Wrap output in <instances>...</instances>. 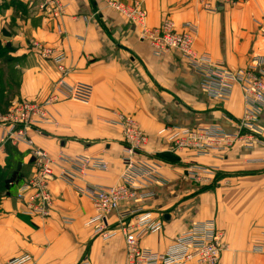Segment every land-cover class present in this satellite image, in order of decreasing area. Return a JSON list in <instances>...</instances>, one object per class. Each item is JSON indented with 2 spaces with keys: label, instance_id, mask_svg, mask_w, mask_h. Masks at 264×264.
<instances>
[{
  "label": "crops",
  "instance_id": "crops-1",
  "mask_svg": "<svg viewBox=\"0 0 264 264\" xmlns=\"http://www.w3.org/2000/svg\"><path fill=\"white\" fill-rule=\"evenodd\" d=\"M118 1L125 5L134 2ZM64 3L69 7L56 17L50 9L42 8V0H0V26L7 30L8 46L16 47L21 77L18 97L39 103L58 99L49 107L56 124L32 130L33 145L55 159L103 152L108 168L92 170L85 180L100 187L121 185L126 145L115 122L120 112L127 113L149 136L144 156L159 160L163 182L141 191L153 192L152 199L123 203L109 222L115 226L120 213L131 209L151 212L163 225L144 235L140 245L164 253L196 223L214 220L228 247L219 264H264V257L253 255L249 244L264 230V145L257 149L238 146L225 155L213 152L196 158L190 153H173L171 145L158 136L163 128L172 126L216 125L237 132L245 112L241 88L236 86L229 100L210 99L203 93L199 76L178 51L153 54L149 43L142 40L143 26L129 23L102 0ZM143 9L144 26L149 29L158 27L166 17L179 27L195 25V50L212 62L237 70L251 66L256 56L264 57V0H236L216 13L203 9L200 0H144ZM30 41L66 54V83L90 85L89 102L63 100L57 84L59 73ZM260 125L264 140V114ZM31 152L28 145H7L2 150L0 166H9L10 173L19 178L13 195L4 198L0 206V264L28 254L34 258L32 264H78L84 260L125 264L124 237L118 234L105 241L94 237L93 228L87 226L95 212L91 200L76 191V185H85L81 180L73 186L57 179L51 183L54 207L49 218L23 215L14 197L33 173ZM195 160L219 167V176L212 183L181 178L188 162ZM66 166L67 162H59L56 174ZM22 218L30 219L31 224Z\"/></svg>",
  "mask_w": 264,
  "mask_h": 264
},
{
  "label": "built area",
  "instance_id": "built-area-1",
  "mask_svg": "<svg viewBox=\"0 0 264 264\" xmlns=\"http://www.w3.org/2000/svg\"><path fill=\"white\" fill-rule=\"evenodd\" d=\"M102 1L129 23L143 26L142 40L149 43L155 56H164L171 50L178 51L199 76L203 93L208 98L226 101L229 100L236 86L242 90L245 112L237 124V132L229 133L216 125H202L195 128L165 127L158 136L171 145L173 153H190L200 158L213 152L225 155L238 146L243 149H257L264 145L260 125L264 114V71L262 70L264 57L256 56L251 66L233 70L223 62H212L208 56H199L196 53L198 28L195 25L184 24L179 27L171 18L166 17L158 27L149 29L144 26L146 19V12L143 9L144 0H134L131 5H125L118 0ZM233 3H236V0H219L215 6L211 1L203 0L207 8L215 6L216 11L226 4ZM68 7L69 4L64 3V0H42V8L50 9L56 17ZM31 45L38 49L41 58L51 62L59 73L57 84L63 93V100L89 102L92 93L90 85L86 83L67 85L69 69L64 52L30 41ZM56 102L58 99L55 97L43 103L20 100L0 110V161L2 150L8 144L28 145L34 159L32 175L16 190V201L20 204L23 215L49 218L54 207L51 183L57 179L73 186L81 180L85 185H76V191L91 200L95 212L87 222V226L93 228L94 237H100L105 241L121 234L125 239L127 251L125 264L220 263L221 255L228 247L224 242L223 231L218 228L214 220L196 223L188 231L181 233L164 253L143 249L140 245L144 235L162 228L163 223L151 212H143L140 208L131 209L120 213L115 226L110 223L111 215L117 213L123 203L152 199L153 192L141 191L163 182L158 172L161 164L159 160L144 156L149 136L132 116L120 112L115 124L121 128L126 145L122 154L124 183L113 187L89 184L85 180L90 175L89 172L108 168V163L102 157L103 152L74 158L60 156L59 159H55L44 149L33 145L29 135L32 130L40 129L49 123L56 124L49 110L50 105ZM59 162H67L69 166L60 167L57 175L55 170ZM220 172L219 167L205 165L195 160L189 161L180 175L187 181L207 183L217 178ZM132 216L135 217L134 221ZM253 252L264 255V231L253 244ZM33 262L34 258L28 254L14 257L4 264ZM78 264L90 263L84 260Z\"/></svg>",
  "mask_w": 264,
  "mask_h": 264
},
{
  "label": "rangeland",
  "instance_id": "rangeland-1",
  "mask_svg": "<svg viewBox=\"0 0 264 264\" xmlns=\"http://www.w3.org/2000/svg\"><path fill=\"white\" fill-rule=\"evenodd\" d=\"M211 1L216 6L219 0H206ZM200 4L203 9L206 11H210L212 13H216V7L211 6L207 8L203 4V0H200ZM9 30H12L10 27ZM7 30L0 26V110H4L11 106L13 103L23 100L18 97V91L20 87L21 77L18 69V58L15 55V46H8L7 42ZM197 42V41H196ZM11 45V44H10ZM196 46V44H195ZM33 47V46H32ZM197 53V52H196ZM198 54V53H197ZM199 55V54H198ZM201 56V55H199ZM203 56V55H202ZM11 169L9 166H0V206L4 198L11 197L12 195L8 194L10 181H17L19 178L15 172L13 174L10 173ZM2 175H6L5 178H2ZM22 184V183H21ZM16 199V194L15 197ZM2 214V209L0 207V215ZM26 220H30L25 218ZM31 224V222L29 223ZM264 231V230H263ZM251 238L249 240V244L251 246L250 252L253 255H257L258 257H264L260 254L253 252V244L257 239Z\"/></svg>",
  "mask_w": 264,
  "mask_h": 264
},
{
  "label": "trees",
  "instance_id": "trees-1",
  "mask_svg": "<svg viewBox=\"0 0 264 264\" xmlns=\"http://www.w3.org/2000/svg\"><path fill=\"white\" fill-rule=\"evenodd\" d=\"M8 145H10V144H8ZM5 176L6 175H2V178L4 179L5 178ZM9 186H11L12 184V187H10L9 189V191H8V194H10V195H12V189H13V186H14V181H10L9 183ZM26 223H30V220H26L25 218H22Z\"/></svg>",
  "mask_w": 264,
  "mask_h": 264
}]
</instances>
